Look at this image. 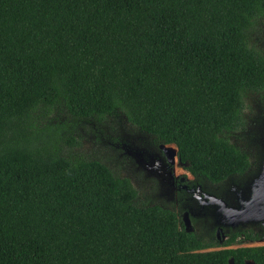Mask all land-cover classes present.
Returning a JSON list of instances; mask_svg holds the SVG:
<instances>
[{
  "label": "trees",
  "instance_id": "1",
  "mask_svg": "<svg viewBox=\"0 0 264 264\" xmlns=\"http://www.w3.org/2000/svg\"><path fill=\"white\" fill-rule=\"evenodd\" d=\"M261 18L264 0H0V264H264V245L224 246L240 232L197 250L175 211L137 205L129 178L64 154L65 123L39 121L119 114L193 175L241 174L228 134L264 91Z\"/></svg>",
  "mask_w": 264,
  "mask_h": 264
},
{
  "label": "rangeland",
  "instance_id": "2",
  "mask_svg": "<svg viewBox=\"0 0 264 264\" xmlns=\"http://www.w3.org/2000/svg\"><path fill=\"white\" fill-rule=\"evenodd\" d=\"M248 41L264 52V18L257 20L250 29ZM243 102L245 127L241 131L228 134V137L248 155L250 160V166L246 171L248 175L246 180H248L258 173L261 162L262 137L264 136V91L261 93L245 92ZM56 120L66 125L60 133L59 142L64 154L70 157L79 156L98 160L106 165L113 175L129 178L137 191L135 199L137 205L156 202L158 204L156 194H167L165 175L161 172L164 164L158 155L163 147L156 143L150 135L129 125L119 114H114L102 121L94 118L71 119L69 115L62 113L39 117L41 124L45 122L53 124ZM65 137H72L78 144H66ZM165 147L167 145H164ZM181 171L182 169L175 164L174 174L181 173ZM220 186L221 183H219ZM148 197L151 198L150 201ZM210 239L212 240L213 237ZM238 245H264V237L256 241L236 242L231 246ZM216 248L218 247L214 249Z\"/></svg>",
  "mask_w": 264,
  "mask_h": 264
},
{
  "label": "flooded vegetation",
  "instance_id": "3",
  "mask_svg": "<svg viewBox=\"0 0 264 264\" xmlns=\"http://www.w3.org/2000/svg\"><path fill=\"white\" fill-rule=\"evenodd\" d=\"M158 155L162 164H164L161 172L165 175L168 189L167 194H156V197L158 198H156V200H158L159 205L175 210L179 217V224L184 228L183 221H186L188 223V231H194L202 241H205L203 243H206V245L197 250H208L214 249L215 247H222L223 245L220 244L230 234L240 232L238 237H235V241L224 245L225 247H236L231 245L236 242L239 243L236 239L242 237L243 230H246L247 228H252L261 235L256 240H260L264 237V225L261 221L246 223L244 225L236 224L228 226L227 224L222 223V221L217 220L213 215V209L216 204L210 201V196L214 195L216 197H222L221 199L224 198L227 201L226 202L223 199L226 203L235 204L239 198L236 191L239 189L244 190V186H246V183L251 179L246 180L248 178V175H246L248 169L241 174L228 175L224 180L219 182L221 183V186L219 187V184L217 185L212 182H207L199 176L191 174L184 168V163L179 161L176 155L172 157V162L168 161L164 149H160ZM174 161L176 166L182 169L181 173L174 174ZM148 200L150 201L151 198L148 197ZM210 237H213V239L211 240ZM214 239L217 240L219 245H214L213 243L207 244L209 240L213 242Z\"/></svg>",
  "mask_w": 264,
  "mask_h": 264
},
{
  "label": "water",
  "instance_id": "4",
  "mask_svg": "<svg viewBox=\"0 0 264 264\" xmlns=\"http://www.w3.org/2000/svg\"><path fill=\"white\" fill-rule=\"evenodd\" d=\"M264 136L262 137V153L259 171L253 175L244 190L236 191L238 199L235 204H228L220 197L210 196V201L215 203L213 215L222 223L228 226L236 224H246L261 221L264 225ZM164 145L167 147L164 148ZM162 149L165 150L168 161L172 162V157L176 155V147L173 144L161 143ZM236 190V189H235ZM247 192V195H246ZM246 195V196H245ZM245 196V197H244ZM184 222V229H188V223ZM232 264V260L228 261ZM245 264H253L252 261L246 260Z\"/></svg>",
  "mask_w": 264,
  "mask_h": 264
}]
</instances>
